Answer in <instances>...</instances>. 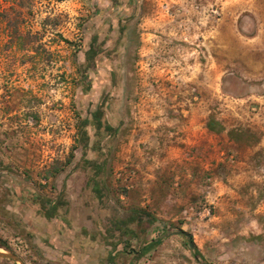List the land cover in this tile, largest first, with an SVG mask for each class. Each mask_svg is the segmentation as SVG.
I'll return each mask as SVG.
<instances>
[{"label":"rangeland","instance_id":"374dc122","mask_svg":"<svg viewBox=\"0 0 264 264\" xmlns=\"http://www.w3.org/2000/svg\"><path fill=\"white\" fill-rule=\"evenodd\" d=\"M0 251L264 264V0H0Z\"/></svg>","mask_w":264,"mask_h":264},{"label":"water","instance_id":"95a60500","mask_svg":"<svg viewBox=\"0 0 264 264\" xmlns=\"http://www.w3.org/2000/svg\"><path fill=\"white\" fill-rule=\"evenodd\" d=\"M175 235H182L184 236V234L182 232H175L174 233ZM189 246L192 247V242L189 240L188 242ZM0 259H4V260H9V261H12L16 264H23L22 261L14 254H11V253H6V252H1L0 251Z\"/></svg>","mask_w":264,"mask_h":264},{"label":"trees","instance_id":"16d2710c","mask_svg":"<svg viewBox=\"0 0 264 264\" xmlns=\"http://www.w3.org/2000/svg\"><path fill=\"white\" fill-rule=\"evenodd\" d=\"M159 243H160V242H159ZM152 248H154V246H153V245H150V246H147V247L144 248V249H145V250H151ZM193 252L195 253L196 250L194 249ZM194 258H195V260H196L197 262L200 261V259H199L197 256H194Z\"/></svg>","mask_w":264,"mask_h":264}]
</instances>
